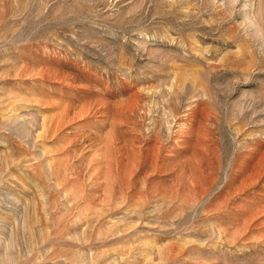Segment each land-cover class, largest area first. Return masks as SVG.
<instances>
[{
  "label": "rangeland",
  "instance_id": "obj_1",
  "mask_svg": "<svg viewBox=\"0 0 264 264\" xmlns=\"http://www.w3.org/2000/svg\"><path fill=\"white\" fill-rule=\"evenodd\" d=\"M0 264H264V0H0Z\"/></svg>",
  "mask_w": 264,
  "mask_h": 264
}]
</instances>
